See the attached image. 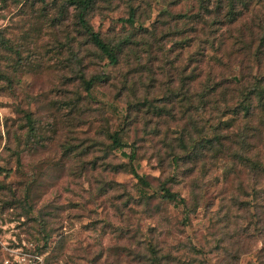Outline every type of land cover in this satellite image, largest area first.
<instances>
[{"label":"rangeland","instance_id":"rangeland-1","mask_svg":"<svg viewBox=\"0 0 264 264\" xmlns=\"http://www.w3.org/2000/svg\"><path fill=\"white\" fill-rule=\"evenodd\" d=\"M64 2L0 0V261L264 264V174L238 156L263 163L264 138L245 146L241 113L221 124L264 77L249 41L264 0H236L232 24L226 0H96L93 29L131 35L113 65ZM94 73L106 78L86 91Z\"/></svg>","mask_w":264,"mask_h":264},{"label":"trees","instance_id":"trees-1","mask_svg":"<svg viewBox=\"0 0 264 264\" xmlns=\"http://www.w3.org/2000/svg\"><path fill=\"white\" fill-rule=\"evenodd\" d=\"M64 1L66 5L74 8L75 18L77 19L78 25L80 27V31L82 32V34L86 36V39L96 47L97 49L96 54H98V56L101 59L102 58L107 59L108 63L111 65L117 63L118 52L121 50L122 47L121 44L125 42L126 43L131 42V35L126 36L124 40L122 39L118 43H113L109 40L104 39L98 31H95L93 29V27L91 26L88 20V16L93 11L96 0H64ZM200 1L203 2L204 0H200ZM222 1L223 0H218L219 3L216 5L217 11H219L221 7H223ZM226 1L227 4L225 5L227 11L224 13V15L226 21L229 24H232L233 22L236 21L237 16L241 14L242 11L240 10V12H238L235 9L236 6L234 5V3L236 2V0H226ZM243 7H247L246 2L244 3ZM123 21L131 26H134L135 24L134 11L130 12L129 16L126 19H123ZM214 22H216V20L212 19L210 23L213 24ZM256 25L258 32L259 31L260 32L257 34L250 32L249 41L251 42L254 39V36L257 35L258 44L256 45L254 52L252 53L254 57L257 58L260 56V54L264 53V18L259 19ZM247 49H249V47H247ZM105 78L106 75L104 73L101 74L94 73L91 74V76L88 78H86L84 75L80 76L81 82L84 85L86 91H89L94 84L104 80ZM217 85H218L217 82L212 81V79L210 81L209 78L202 85L199 94L201 100V104L199 107L200 111L203 110L202 105H204L205 103L202 100L205 97L214 95L217 90ZM225 94H226L225 92H222L221 97L224 103L226 104L227 98L226 96H224ZM238 98H239L238 104L234 108H232L230 112H228L231 113V115L229 116V118L222 120L223 123L221 124L226 125V127L231 126L232 119L234 120V116H236V114L238 113H241L245 120V126H244L245 134L240 138H242V142H244L245 146H250L248 139L252 135L253 131L258 132L262 139L264 138V77L261 75L260 77L254 79V81L250 85L242 87L238 91ZM227 108H228L227 106L224 107V109ZM26 118L30 124L32 120L29 113L26 115ZM253 121H256V124H250ZM218 129H220V127H216L217 131L216 130L214 131L215 136L216 135L218 136L219 134ZM110 138L112 139V146L121 145L120 136L118 132H114L113 134H111ZM245 139L247 140V142L245 141ZM216 140L220 144V140L218 137L216 138ZM238 156L241 159H243V161L247 162L251 166L252 170H258V171L261 170V172H263L264 174V162L262 163L260 160L254 161L247 156L244 157H241L240 155ZM136 176L138 177L139 182L146 184V181L142 177L138 175ZM161 198L170 202H175V201L183 202L182 197L177 192H173L168 187H164V186H162Z\"/></svg>","mask_w":264,"mask_h":264},{"label":"built area","instance_id":"built-area-1","mask_svg":"<svg viewBox=\"0 0 264 264\" xmlns=\"http://www.w3.org/2000/svg\"><path fill=\"white\" fill-rule=\"evenodd\" d=\"M0 264H44L43 258L38 254L15 253L12 258H5Z\"/></svg>","mask_w":264,"mask_h":264}]
</instances>
